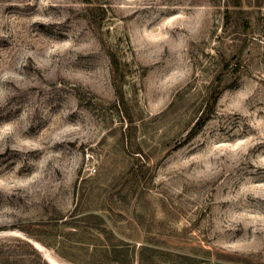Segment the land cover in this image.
<instances>
[{
	"label": "rangeland",
	"instance_id": "374dc122",
	"mask_svg": "<svg viewBox=\"0 0 264 264\" xmlns=\"http://www.w3.org/2000/svg\"><path fill=\"white\" fill-rule=\"evenodd\" d=\"M0 226V264L264 263V0H0Z\"/></svg>",
	"mask_w": 264,
	"mask_h": 264
},
{
	"label": "trees",
	"instance_id": "16d2710c",
	"mask_svg": "<svg viewBox=\"0 0 264 264\" xmlns=\"http://www.w3.org/2000/svg\"><path fill=\"white\" fill-rule=\"evenodd\" d=\"M86 2H93V0H83ZM240 2V1H239ZM236 4H240V3H236ZM229 17V16H228ZM116 61L114 60V63ZM229 61H225L224 67H228L229 68ZM237 66V65H236ZM221 76V74H219L213 83H216V79L218 80L217 85L214 84L212 87V89L210 90V104L208 106V109H204L202 111V114L198 117V120L196 121L192 131L189 134V137H193L195 136L200 130L201 128L206 124V122L209 120V118L211 117V114L213 113L214 109H215V105L218 102L219 97L221 96L222 92L224 91L225 86L222 85L221 81L222 79H219V77ZM86 217H93V218H100L99 214L94 213V212H90L87 213L85 215ZM68 223H70V221L68 220V218L63 219V218H56V219H49V220H40L37 222H34L33 224L31 223L32 226H35L37 228V230H39V232L43 233V232H49V233H54V234H59L64 228L65 225H68ZM4 227L0 226V231L3 230ZM33 234V233H32ZM148 242V243H147ZM146 243H144L142 246H140L137 256L138 258H140L141 260H143L145 258V254H147V251L151 250L153 247L150 246V241H147ZM107 251L110 252V254L119 257L122 256L124 254L128 255L129 253H124L125 251L123 249H121V247L112 244L111 246L107 247L106 249ZM202 255H216L218 257H222V258H226V259H233V260H238L241 262H244L246 264H264L262 263V261H260L259 259H257L254 255H249V254H241V253H220L219 251H209V253L206 254H202ZM153 256V255H151ZM180 257L185 258L188 261H199L201 254L198 253H183L180 255Z\"/></svg>",
	"mask_w": 264,
	"mask_h": 264
}]
</instances>
